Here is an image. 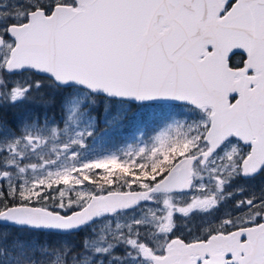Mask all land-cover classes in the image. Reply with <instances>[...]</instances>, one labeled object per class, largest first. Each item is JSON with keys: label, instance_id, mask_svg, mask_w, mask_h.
<instances>
[{"label": "snow or ice", "instance_id": "6c2138e0", "mask_svg": "<svg viewBox=\"0 0 264 264\" xmlns=\"http://www.w3.org/2000/svg\"><path fill=\"white\" fill-rule=\"evenodd\" d=\"M0 264H264V0H0Z\"/></svg>", "mask_w": 264, "mask_h": 264}, {"label": "rangeland", "instance_id": "374dc122", "mask_svg": "<svg viewBox=\"0 0 264 264\" xmlns=\"http://www.w3.org/2000/svg\"><path fill=\"white\" fill-rule=\"evenodd\" d=\"M145 131H148V130L146 129ZM136 135H137V136H139V135H140V133H136Z\"/></svg>", "mask_w": 264, "mask_h": 264}]
</instances>
